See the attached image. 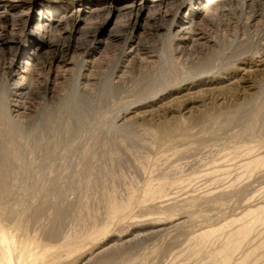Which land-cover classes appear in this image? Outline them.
Here are the masks:
<instances>
[{"label": "rangeland", "instance_id": "374dc122", "mask_svg": "<svg viewBox=\"0 0 264 264\" xmlns=\"http://www.w3.org/2000/svg\"><path fill=\"white\" fill-rule=\"evenodd\" d=\"M149 1L0 0V264H264V0Z\"/></svg>", "mask_w": 264, "mask_h": 264}, {"label": "bare ground", "instance_id": "6f19581e", "mask_svg": "<svg viewBox=\"0 0 264 264\" xmlns=\"http://www.w3.org/2000/svg\"><path fill=\"white\" fill-rule=\"evenodd\" d=\"M177 1L178 0H150L149 1V5L150 6H148V7L151 9L150 13L152 14L153 18H157V17H160L162 13L166 14L167 7L170 4L176 3ZM223 1H226V0H199L197 2V6L199 7L200 11L206 12V11H209L212 8L213 5L217 4L218 2H223ZM247 1H253V0H247ZM107 3L108 2H106V1L103 2L104 6H102V7L100 6L101 7L100 10L97 7H94L93 9L91 7V9H92L91 13L94 14V13H97V12L108 11L109 13L111 12V13H115V14L119 13V12H121L123 14H131V13H134V12L138 13V12H140L142 10V4L131 3V4H127V5H124V6L120 7L117 4H115L113 6H107ZM59 10H61L60 7L52 6L51 11L55 14V17H53V15L51 14V17H49L45 22L40 21V23H38V25L36 26L34 32H35V34H37V42H38L37 45L43 43V44H47L48 46H52V43L50 42V40L46 41L44 39V35L42 36L41 32H43V30H46L47 28L53 27V26L54 27L56 26V27L60 28V26H62L64 24V20L63 19L66 16H67V18L72 19L75 23H81V22L85 21V19L87 17V15H84L81 12L84 15L82 17V15H80V10H77V11L73 10L72 11L73 13H68V15L67 14L64 15V18H57ZM201 16L202 15H199V17H201ZM193 22L194 21H186V20L182 21L181 20L177 25H176V23H174V29H176L178 32H181V33L184 34L188 30L192 29V26H194ZM117 36H118V34H116L115 32H112V37H117ZM32 52H33V48L32 47H26L25 51L24 50L22 51L21 56L19 57V59H21V61L24 62V65L25 64H29V57L32 54ZM212 235H213V232H210V233L205 235V238H210ZM230 250H232V249H229V251ZM227 252L225 251V254L222 257V261L224 263H228L230 261V254H228ZM220 263H222V262L220 261Z\"/></svg>", "mask_w": 264, "mask_h": 264}]
</instances>
